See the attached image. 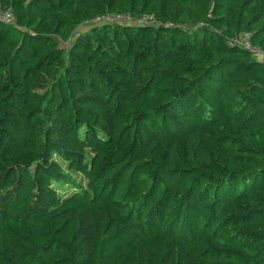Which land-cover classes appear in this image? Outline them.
<instances>
[{
	"label": "trees",
	"instance_id": "1",
	"mask_svg": "<svg viewBox=\"0 0 264 264\" xmlns=\"http://www.w3.org/2000/svg\"><path fill=\"white\" fill-rule=\"evenodd\" d=\"M0 12V264H264V0Z\"/></svg>",
	"mask_w": 264,
	"mask_h": 264
},
{
	"label": "built area",
	"instance_id": "2",
	"mask_svg": "<svg viewBox=\"0 0 264 264\" xmlns=\"http://www.w3.org/2000/svg\"><path fill=\"white\" fill-rule=\"evenodd\" d=\"M10 18H11V15L9 13H2L0 12V20L1 21H10ZM97 23H108V24H135V25H151V24H154L155 23V20L154 18L152 17H148V16H145L143 18H140V19H133L131 18V16H127V15H109L107 16L106 18L104 19H96ZM249 37H246V39H248ZM236 44H242L244 46H246L250 51H252L253 53H255L256 55H259L258 51L255 50L254 48H252L250 46V44L247 42V40L245 41H236L235 42Z\"/></svg>",
	"mask_w": 264,
	"mask_h": 264
},
{
	"label": "rangeland",
	"instance_id": "3",
	"mask_svg": "<svg viewBox=\"0 0 264 264\" xmlns=\"http://www.w3.org/2000/svg\"><path fill=\"white\" fill-rule=\"evenodd\" d=\"M17 158L26 161V162H30L31 161V155H29L28 153H20L19 155H17Z\"/></svg>",
	"mask_w": 264,
	"mask_h": 264
}]
</instances>
